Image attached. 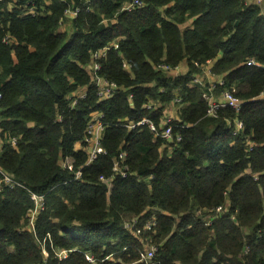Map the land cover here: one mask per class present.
<instances>
[{"label":"trees","instance_id":"obj_1","mask_svg":"<svg viewBox=\"0 0 264 264\" xmlns=\"http://www.w3.org/2000/svg\"><path fill=\"white\" fill-rule=\"evenodd\" d=\"M130 1L36 0L48 7L37 16L1 3L0 264H144L149 242L156 264H264L263 6L144 0L122 10ZM70 5L80 12L64 29ZM116 42L98 75L121 90L100 101L89 65ZM208 61L224 82L213 93L232 91L240 112L208 115ZM80 88L87 93L72 105ZM171 104L179 110L170 140L127 128L147 118L161 129ZM95 112L105 154L90 162L77 146ZM32 194L44 198L33 223Z\"/></svg>","mask_w":264,"mask_h":264},{"label":"built area","instance_id":"obj_2","mask_svg":"<svg viewBox=\"0 0 264 264\" xmlns=\"http://www.w3.org/2000/svg\"><path fill=\"white\" fill-rule=\"evenodd\" d=\"M49 1L50 0H45L46 4L49 5ZM84 3L88 4L90 3L91 0H83ZM143 1L144 0H131L130 2H128L127 4L124 5L122 10H132L134 8L137 7H141L143 5ZM5 0H0V14L1 11L4 9L3 7H1V3H4ZM247 3H251V4H258L261 6H264V0H247ZM47 5H38L36 0H10L9 4H8V9H18L20 11V14L23 16H37L38 14H41L43 11L41 10V8H45L47 10ZM80 12V7H72L71 5L65 10V20L63 21V19H61L60 24L63 25V23L68 19L71 20L75 17L78 16ZM5 42H9L10 39L9 37H6ZM118 43H113L110 44L106 47H104L101 50L96 51L95 53H93V63H91L89 65V69L91 70V75H92V81L94 83V87L97 90V94L99 97L100 101H106L112 97H114V95L116 93H118L121 88L118 87L116 84L110 82L109 80L102 78L100 75H98L99 70L101 69V64L99 62V60L103 57H106L108 51L112 48L114 49H118ZM248 65H257L258 63L254 60V59H249L247 61ZM197 66H201L199 64V62H196ZM211 65H212V61H208V63L204 67L205 71H208L209 74H211ZM123 67L127 70L131 69V66L129 63H127L126 61L123 62ZM157 67L159 68H163L167 71H169L170 73H175L174 74H179L180 72H178V70L180 69V67H178L177 69H171L170 66H168L167 64H160ZM210 82H211V86L209 87V91L205 93V98L207 99L208 103H209V108H208V115L210 116H217L219 111L225 109V108H233L235 111L240 112L243 108V104L244 101L239 99L232 91L226 90L222 93V95H216L213 93L214 88L216 86V82H220L221 84H223L224 82L222 81L221 78L219 79H212V76L208 77ZM215 81V82H213ZM192 84H199V85H204V80L203 77L200 75H194L193 76V80H192ZM86 91L82 90L80 92H76L72 97H73V101H72V105H75L78 101L79 98H83L86 95ZM1 97V94H0ZM133 98V95H129V100L131 101ZM261 98L264 99V90L261 93ZM180 102V99H176L174 101V103H178ZM98 118V121H97ZM230 123V122H229ZM232 125V123L230 124ZM128 129H136L138 127L141 126H148L150 131L154 133L155 136L157 137H162L164 139L170 140L173 136V127H174V121L172 119L169 118H165L164 120V127L162 129H159L154 122H152L150 119L144 118L138 122H130L129 124L126 125ZM243 128V122L239 119L235 121V130L239 131ZM98 129H100V132L98 131ZM105 130V125L103 122V114L100 112H95L94 113V118L89 122L88 127H87V133L86 136L84 138V146L87 147V153L90 156V162L94 159H96L100 154H105V151L103 149V147L101 146V140H102V135H103V131ZM96 138V140H95ZM177 139H181V136L178 134L177 135ZM13 144H15L16 140H12ZM93 143V144H92ZM126 157V153H122L120 154L119 158L120 159H124ZM70 159L67 158L64 162H63V167H67V164L70 163ZM118 164V163H117ZM116 170L120 172L119 167H116ZM1 172V169H0ZM126 173L123 172V175H125ZM4 180L5 183L12 185V180L9 176L4 175ZM107 182V181H106ZM110 186V184H109ZM32 198L35 200L36 203V210L32 213V217H31V223H33V219L34 216L36 215V212L39 208H42V206L44 205V198L43 196H38L36 194H32L31 195ZM218 213H222L224 212L222 207H219L217 209ZM152 220H155V218L153 217ZM132 226V225H128ZM147 228L152 229L153 225L151 223H147ZM154 250L153 252L147 253V249L145 248V250H141V261L145 262V264H154L153 263V258L155 256L156 250L157 248L153 247ZM60 256L63 258L67 257V253L65 252H61ZM89 260H91L90 257H88Z\"/></svg>","mask_w":264,"mask_h":264},{"label":"rangeland","instance_id":"obj_3","mask_svg":"<svg viewBox=\"0 0 264 264\" xmlns=\"http://www.w3.org/2000/svg\"><path fill=\"white\" fill-rule=\"evenodd\" d=\"M263 10H264V6H263V8H262ZM63 27H64V29L67 27H69V20H66L64 23H63V25H62ZM213 63V62H212ZM185 64V63H184ZM183 66H186V65H183ZM186 69H181V70H178V72H183V71H185ZM100 71V70H99ZM174 73H175V71H174ZM207 76L209 77V76H212V74H209L208 73V71H207ZM94 84V83H93ZM82 90H85L86 91V88H80L77 92H80V91H82ZM80 99V98H79ZM78 99V100H79ZM178 110H179V108H178V106H176V105H174V104H171L167 109H166V111H165V116H164V120H165V118H169V119H172L173 121L174 120H177L176 119V114L178 113ZM94 118V113H91V120ZM90 120V121H91ZM163 120V121H164ZM97 121H98V118H97ZM163 128V127H162ZM161 128V129H162ZM98 131L100 132V129H98ZM157 137V136H156ZM95 140H96V138H95ZM93 144V143H92ZM84 145H81L80 144V149L83 147ZM84 149L87 151V147L86 146H84ZM108 184V183H107ZM109 185V184H108ZM155 215H156V213H153V217H155ZM153 247H155V248H157V250H156V253H155V256H154V258H153V263L154 264H156V261H155V257H156V255H157V253H158V251H159V247L156 245V244H154V243H148V244H146V251H147V253H150V252H153V250H154V248ZM145 250V249H144ZM144 264H145V262H143Z\"/></svg>","mask_w":264,"mask_h":264},{"label":"crops","instance_id":"obj_4","mask_svg":"<svg viewBox=\"0 0 264 264\" xmlns=\"http://www.w3.org/2000/svg\"><path fill=\"white\" fill-rule=\"evenodd\" d=\"M183 68H184V69H187V67H186V66H183V65H182V66L180 67V69H179V70H181V69H183ZM184 72H186V70H185V71H183V72H180V73H184ZM79 145H80V144H79ZM77 147H78V148H80L79 146H77Z\"/></svg>","mask_w":264,"mask_h":264}]
</instances>
